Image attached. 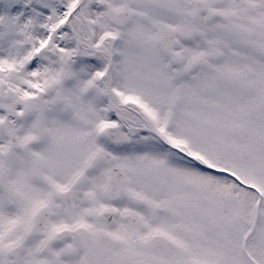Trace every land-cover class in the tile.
I'll return each mask as SVG.
<instances>
[{
    "label": "snow or ice",
    "instance_id": "6c2138e0",
    "mask_svg": "<svg viewBox=\"0 0 264 264\" xmlns=\"http://www.w3.org/2000/svg\"><path fill=\"white\" fill-rule=\"evenodd\" d=\"M0 264H264V0H0Z\"/></svg>",
    "mask_w": 264,
    "mask_h": 264
}]
</instances>
